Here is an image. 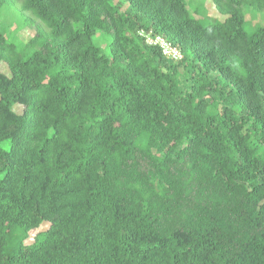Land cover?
Segmentation results:
<instances>
[{
  "label": "trees",
  "instance_id": "16d2710c",
  "mask_svg": "<svg viewBox=\"0 0 264 264\" xmlns=\"http://www.w3.org/2000/svg\"><path fill=\"white\" fill-rule=\"evenodd\" d=\"M18 1L34 36L0 22V264H264V26L246 19L264 0H213L223 22L187 0Z\"/></svg>",
  "mask_w": 264,
  "mask_h": 264
},
{
  "label": "rangeland",
  "instance_id": "374dc122",
  "mask_svg": "<svg viewBox=\"0 0 264 264\" xmlns=\"http://www.w3.org/2000/svg\"><path fill=\"white\" fill-rule=\"evenodd\" d=\"M118 0H114V2L116 3ZM10 0H7L3 11L0 15V22L5 23L6 21H13L12 26L10 28V32H14L16 33V37L15 35H8V37L15 41L16 43H27L28 41H30L33 36H34V31L32 28L28 27V26H24L23 28L20 27L21 23H19V21L17 20L18 17H20L21 19L23 18V15L21 14L20 11V7H23V2L18 1L16 3L15 6L10 7L9 5ZM20 7H18V6ZM187 6L190 9L191 13L195 16H197V18H201L202 15H207L208 17H211L212 19L215 20H219V21H225L226 17L222 16L213 0H187ZM126 9V6L121 10V13L124 12ZM9 11L13 12V17L11 16V18H7L6 13H8ZM196 11H202L204 12V14L201 13H196ZM14 13H16V17H14ZM6 15V17H5ZM29 16H31V14H28ZM203 18V17H202ZM246 19L248 21V23L250 24V29H254L256 26L260 25V26H264V15H258V14H254L252 11H249L246 14ZM105 43L101 42V46L105 47ZM0 72H2L3 74L6 75H10L8 66L5 63H1L0 64ZM14 110L17 114H23L24 112V108L20 105H17L16 107H14ZM5 148L9 149L11 147V142H7L4 145ZM45 227L42 228V230ZM36 234V232H34L33 234H31V238L28 240L27 244H31L32 243V238L34 237V235Z\"/></svg>",
  "mask_w": 264,
  "mask_h": 264
},
{
  "label": "clouds",
  "instance_id": "9594fccd",
  "mask_svg": "<svg viewBox=\"0 0 264 264\" xmlns=\"http://www.w3.org/2000/svg\"><path fill=\"white\" fill-rule=\"evenodd\" d=\"M141 36H143V37H145L146 38V40H147V43L149 44V45H151V46H160V48H161V51H162V53H163V55L164 56H166V57H168V58H170V59H172L173 60V58L171 57V56H168V55H166L165 53H164V51H163V48H162V46L160 45V44H153V43H150V41H153V42H155V41H158V40H163L168 46H170V48L171 49H174V50H177L179 53H180V56H181V51L178 49V48H176V47H173V46H171L167 41H166V39L164 38V37H157V38H153L150 34H145V33H141ZM182 58V56L180 57V59ZM180 59H174L175 61H178V60H180Z\"/></svg>",
  "mask_w": 264,
  "mask_h": 264
},
{
  "label": "built area",
  "instance_id": "2783aa9c",
  "mask_svg": "<svg viewBox=\"0 0 264 264\" xmlns=\"http://www.w3.org/2000/svg\"><path fill=\"white\" fill-rule=\"evenodd\" d=\"M153 44H160L163 48V51L166 55L171 56L173 59H180V53L177 50L171 49L163 40L150 41Z\"/></svg>",
  "mask_w": 264,
  "mask_h": 264
}]
</instances>
